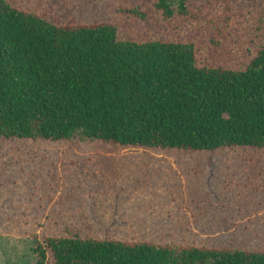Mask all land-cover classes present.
Wrapping results in <instances>:
<instances>
[{
    "label": "rangeland",
    "instance_id": "374dc122",
    "mask_svg": "<svg viewBox=\"0 0 264 264\" xmlns=\"http://www.w3.org/2000/svg\"><path fill=\"white\" fill-rule=\"evenodd\" d=\"M7 1L60 25L114 23L120 39L193 42L201 65L243 69L262 44L257 1L170 16L155 0ZM74 234L263 252L264 150L0 139V264H35L34 237Z\"/></svg>",
    "mask_w": 264,
    "mask_h": 264
},
{
    "label": "trees",
    "instance_id": "16d2710c",
    "mask_svg": "<svg viewBox=\"0 0 264 264\" xmlns=\"http://www.w3.org/2000/svg\"><path fill=\"white\" fill-rule=\"evenodd\" d=\"M189 1L155 5L170 16ZM247 1L262 4V44L230 69L201 65L193 42L120 39L111 22L60 25L0 0V139L264 150V0ZM34 244L35 264H264V251L136 238Z\"/></svg>",
    "mask_w": 264,
    "mask_h": 264
}]
</instances>
